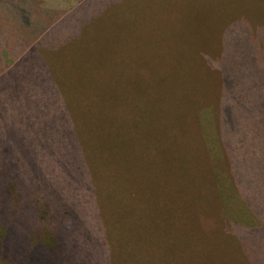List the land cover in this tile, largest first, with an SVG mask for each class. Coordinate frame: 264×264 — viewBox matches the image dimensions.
Segmentation results:
<instances>
[{"label": "rangeland", "instance_id": "374dc122", "mask_svg": "<svg viewBox=\"0 0 264 264\" xmlns=\"http://www.w3.org/2000/svg\"><path fill=\"white\" fill-rule=\"evenodd\" d=\"M32 4L26 0L24 8L35 9ZM71 5L39 38L29 37L33 26L22 11L2 28L14 52L9 67L0 63V139L25 138L40 150L43 138L49 151H64L45 156L41 148L38 159L28 156L26 168L43 172L50 184L66 176L73 183L63 172L72 163L87 167L75 157L81 151L112 152L114 162H103V172L114 198L105 202L119 208L113 221L121 224L93 218L107 213L106 206L101 210L105 204L93 189H82L78 197L87 203L76 198L73 206L82 222L68 236L74 258L84 256L81 244L97 253L104 235L133 244L134 234L135 264H264V117L258 126L253 105L264 98L246 102L247 116L238 122L244 114L228 96L238 86L264 87V0ZM51 65L62 99L45 87ZM58 122L70 133L67 140L53 126ZM246 124L259 134L231 129ZM72 134L82 136L81 146L72 145L78 144ZM5 174L0 168V192ZM9 202L0 193L1 238L4 228L19 256L37 253L40 230L23 208L10 215Z\"/></svg>", "mask_w": 264, "mask_h": 264}, {"label": "trees", "instance_id": "16d2710c", "mask_svg": "<svg viewBox=\"0 0 264 264\" xmlns=\"http://www.w3.org/2000/svg\"><path fill=\"white\" fill-rule=\"evenodd\" d=\"M0 1H3L2 3L6 2L5 4L1 3L0 6H7L6 8H0L2 12L0 14V63L2 65H6V68L11 64V59H13L12 53L14 52V50L10 48V37L6 36V31L2 30V28H7L11 23V19L9 17H18L20 16V11H22V14L26 18H20L23 21H30L33 26V30L30 32L29 37L37 36L39 38V35L44 30L51 28L58 18H63L67 12L69 14L70 11H72L70 9L72 7V2L75 4L80 2V0H33L32 5L35 7V9H32L31 7L24 8V6H26V0ZM50 15H52V20L49 24L48 17ZM38 20L41 21L38 22ZM81 57L82 55L80 54L78 59ZM54 73L55 72L53 71L51 65V68L47 69L48 77L45 81L46 85L49 86L45 87L51 91L56 96V98L62 99L60 94H55L54 88L59 85L61 80L57 79ZM256 89L257 87H251V89H247L246 86H238V91L232 89H230L231 92L228 91V96L231 98L232 103H236V105L241 109L240 112L244 114V116H237L238 122L241 121L239 118L244 120L247 116V113L244 109L246 102L264 98V87L261 86L258 87V90ZM253 105L256 109L255 116L259 126V117H264V101H257ZM231 109L233 108H229L230 111ZM53 126H55L58 131L63 130V132H59L61 133V139L67 140V137L71 136L66 129L61 127L63 126V123L58 122L56 125L53 124ZM231 129L235 133H241V131H244L246 134H248V136L259 134L257 129L252 124H246V127L235 126ZM73 139L78 142L76 145L72 143L74 147L82 145L83 138L81 135L79 136L78 134H72V140ZM48 141L49 140L44 141L43 138H40V141H38L43 150L41 153L45 154V156L53 154L57 157L58 155L64 154V151L58 150V148L56 151H49L47 147ZM101 143L104 145L103 142ZM63 145L64 144H61L60 147ZM41 148L38 150L31 142H25V138H21L20 140L0 139V168L3 169V174H5L4 172L10 173L9 175L5 174L9 179L5 182L4 186L6 187L2 188V191L0 192L5 196L7 195V198H10V202L7 205L8 213L10 212V215H16V213L19 212L18 210L23 208L27 214L26 218H28V220L31 219L34 222V224L40 230L39 233L41 234L37 237V253L33 251L29 255L30 257L27 253L19 256V253L15 249L16 244L10 243L9 232L2 228L3 239L0 236V242L2 239V243H0V264H22L21 262H23V264H128V261H130L129 264H135V251L138 250L137 245L134 242V234L131 236V241L133 244L130 243V238H125L123 241H121L120 239L114 238L112 236L105 237L104 235L102 247H98L99 249L97 253L93 249L89 250L81 244L82 250L84 252V256L81 257L82 259L74 258V254L72 253L73 248L71 247L73 242H71L68 238V236H71L73 233L75 227L78 229L79 223L82 222L80 213H78L77 208H74L73 206H75L74 200L76 198L81 199L84 204L87 203L86 197H78L82 195L81 192L85 189V187L91 189V191L93 189L94 193L96 194L95 196L99 197V199L102 198L103 204L105 205H103L101 210H103L106 206L105 200L108 199V201H110L111 198H114L113 195L108 193L109 186L105 185V180H107L108 177L105 178L103 172L105 169H107V165H103V162L104 164L106 162H114V158H112V152H105L103 148H93L92 146L90 147L92 149H89L88 151L89 153H83L81 151V153L75 157L84 159L87 167L77 168L74 167V164L72 163L70 164L71 166H69V168L63 172L67 173L68 175L69 173L72 174V178L74 179L73 183L72 181L69 182L66 176L65 179L62 178L56 180L55 182L53 181V183L50 184V182L48 183L44 181L45 175L43 172L28 170L25 166V164L29 163L28 161H30L28 156L32 157L33 154H36V158L38 159ZM110 153L111 156L108 160L105 158V155ZM211 158L214 164H220L219 158H216L212 155ZM112 167L115 166L113 165ZM20 170H24L23 173H21V176L19 175V172H21ZM82 172L87 173L84 174ZM88 173L89 175H87ZM239 173L242 174L241 170ZM26 178H32L34 181H28ZM87 188L86 191L89 193L88 191L90 190H87ZM21 195L22 198L18 199V196ZM226 200L227 199H225V201L223 200V204L227 210V205L225 204ZM67 202H69L72 206L67 204ZM228 203L232 205L230 199L228 200ZM241 204L244 205V209L249 213L250 206L247 204V202ZM106 209L107 213H102L101 211L103 214L102 217H100V214L97 213L95 215L92 214L93 218L102 220L103 217L106 216L108 217V220L112 222L115 216L114 214H118L119 208L115 211H112V207L109 206V208H107L106 206ZM113 222L116 224H121L120 220L118 219L114 220ZM95 228L98 230V225L95 226ZM109 247H118L122 249V253L119 255V257H117V255L110 256L109 254L101 252L103 248L106 251ZM93 252H95L96 255H92ZM107 252L108 251H106V253ZM86 253L90 254L89 258L86 257ZM20 259L22 260L20 261ZM101 259L104 260L102 261ZM114 260L118 262H111Z\"/></svg>", "mask_w": 264, "mask_h": 264}]
</instances>
